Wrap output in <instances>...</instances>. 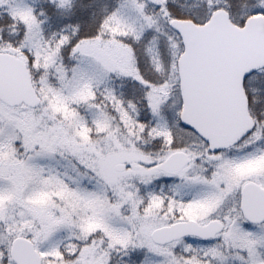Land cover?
Here are the masks:
<instances>
[{
    "label": "snow or ice",
    "instance_id": "6c2138e0",
    "mask_svg": "<svg viewBox=\"0 0 264 264\" xmlns=\"http://www.w3.org/2000/svg\"><path fill=\"white\" fill-rule=\"evenodd\" d=\"M0 264H264V0H0Z\"/></svg>",
    "mask_w": 264,
    "mask_h": 264
}]
</instances>
